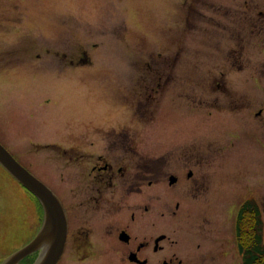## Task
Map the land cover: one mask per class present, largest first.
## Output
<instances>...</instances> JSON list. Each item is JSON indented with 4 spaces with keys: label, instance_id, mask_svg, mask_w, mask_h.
I'll use <instances>...</instances> for the list:
<instances>
[{
    "label": "flooded vegetation",
    "instance_id": "flooded-vegetation-1",
    "mask_svg": "<svg viewBox=\"0 0 264 264\" xmlns=\"http://www.w3.org/2000/svg\"><path fill=\"white\" fill-rule=\"evenodd\" d=\"M194 1L202 0L179 2L183 15L184 5ZM254 10L248 6L245 17L251 33L239 29L231 17L224 28L221 20L215 21L228 39L223 49H215L209 57L230 64L220 65L208 83L225 84L238 65L233 55L241 58L253 46ZM259 15L264 22V13ZM209 19L214 21L212 16ZM190 20L188 16L187 26ZM257 35L255 41L260 37L264 41V23ZM166 51L157 52L145 65L149 75H140L129 86L115 83L109 101L105 100L112 109L76 113L71 127L49 125L40 130L54 139L22 138L28 145L20 164L57 196L66 214L67 234L57 264H216L217 255H244L237 244L236 223L244 206L253 209L249 201L255 202L250 197L255 194L250 186L253 175L245 177L247 184H239L237 175L224 172L232 158L224 149L245 140L249 123L264 117V112L249 105V92L230 93L226 86L221 89L226 107L212 102L206 106L198 99L196 108H191L186 102L190 93H185L178 95V107L173 102L166 108L163 95L173 82L178 56L175 50ZM79 54L76 62L73 54L62 53L61 61L64 66L87 64V51L81 47ZM40 59L41 54H35L28 66L38 72L59 68L53 63L45 67L46 60ZM202 78H185V83L202 91L196 93L199 97L205 93ZM234 100L246 101L231 107ZM238 119L244 123L235 125ZM224 122L231 124L224 126ZM258 198L262 208L264 197ZM231 212H235L233 237L221 238L230 228L223 226L222 219H229ZM38 256L29 255L19 264H34Z\"/></svg>",
    "mask_w": 264,
    "mask_h": 264
},
{
    "label": "rangeland",
    "instance_id": "rangeland-1",
    "mask_svg": "<svg viewBox=\"0 0 264 264\" xmlns=\"http://www.w3.org/2000/svg\"><path fill=\"white\" fill-rule=\"evenodd\" d=\"M181 1L0 0V144L23 163L22 154L28 144L22 138L32 136L31 140L39 141L41 129L49 125L71 127L76 113L112 109L105 100L109 101L115 83L129 86L140 75H149L145 65L157 52L166 53L167 48L178 56L171 73L173 82L163 95L167 97L166 108L173 107V102L178 107V95L185 93H190L186 102L191 108H196L198 99L206 106L210 102L224 105L227 99L221 89L226 86L230 93L249 92V105L264 112V41L261 37L255 41L264 23L260 21L263 16L259 17L260 11L264 13V0L194 1L184 5L185 15L180 11ZM191 6L195 11L188 10ZM248 6L256 9L251 15L256 25L251 34L253 46L241 58L233 55L232 60L239 59L238 65L225 84L216 87L207 80L221 66L229 67L230 62L209 57L215 49H223L228 39L224 30L218 31L215 21L221 20L224 28L231 17L239 29L251 33L245 20ZM188 16L190 26L186 24ZM211 16L214 21L209 19ZM81 47L87 51L89 63L64 66L62 53L73 54L77 62ZM37 53L41 54L40 60H46L45 67L49 63L59 65L57 71L30 68L29 59ZM199 77L205 79L201 85L205 93L200 97L197 85L185 83V78ZM241 101L246 100L238 102ZM231 102V107L238 103ZM243 123L238 119L235 125ZM227 124L231 123L224 122V126ZM249 125L251 130L245 140L224 149L232 158L223 171L230 177L237 175L239 184H247L245 177L253 175L250 186L255 194L250 197L260 203L258 197H264V117ZM43 137L54 139L51 135ZM260 209L264 241V205ZM37 215L35 199L0 166V261L33 237L38 228ZM234 216L235 212H231L229 219H222L223 226L230 228L221 238L233 237ZM216 261L239 264L241 258L217 255Z\"/></svg>",
    "mask_w": 264,
    "mask_h": 264
},
{
    "label": "water",
    "instance_id": "water-1",
    "mask_svg": "<svg viewBox=\"0 0 264 264\" xmlns=\"http://www.w3.org/2000/svg\"><path fill=\"white\" fill-rule=\"evenodd\" d=\"M0 166L30 192L42 208V223L34 238L0 264H17L38 252L34 264H57L66 238V215L58 198L40 180L19 164L0 144Z\"/></svg>",
    "mask_w": 264,
    "mask_h": 264
},
{
    "label": "trees",
    "instance_id": "trees-1",
    "mask_svg": "<svg viewBox=\"0 0 264 264\" xmlns=\"http://www.w3.org/2000/svg\"><path fill=\"white\" fill-rule=\"evenodd\" d=\"M39 208V205L37 203ZM244 206L239 212L237 224V244L243 251V264H264V245L261 240V220L256 207ZM41 211L39 208V215Z\"/></svg>",
    "mask_w": 264,
    "mask_h": 264
},
{
    "label": "bare ground",
    "instance_id": "bare-ground-1",
    "mask_svg": "<svg viewBox=\"0 0 264 264\" xmlns=\"http://www.w3.org/2000/svg\"><path fill=\"white\" fill-rule=\"evenodd\" d=\"M69 116H70V115H69ZM69 116H68V117H69ZM36 254H38V252H36ZM22 260H23V259H22ZM22 260H20L17 264H19Z\"/></svg>",
    "mask_w": 264,
    "mask_h": 264
}]
</instances>
